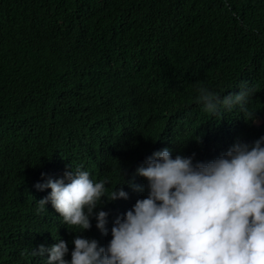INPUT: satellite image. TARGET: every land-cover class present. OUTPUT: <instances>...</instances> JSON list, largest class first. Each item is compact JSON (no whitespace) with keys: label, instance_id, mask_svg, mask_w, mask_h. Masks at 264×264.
<instances>
[{"label":"trees","instance_id":"trees-1","mask_svg":"<svg viewBox=\"0 0 264 264\" xmlns=\"http://www.w3.org/2000/svg\"><path fill=\"white\" fill-rule=\"evenodd\" d=\"M243 82L257 89L261 125L238 111L209 117L197 103L200 85L226 95ZM259 130L264 0H0V264L25 235L45 247L56 235L71 258L77 233L50 203L36 212L50 189L35 183L80 166L128 181L133 160L154 151L206 162ZM113 222L79 235L106 246Z\"/></svg>","mask_w":264,"mask_h":264},{"label":"clouds","instance_id":"clouds-1","mask_svg":"<svg viewBox=\"0 0 264 264\" xmlns=\"http://www.w3.org/2000/svg\"><path fill=\"white\" fill-rule=\"evenodd\" d=\"M238 89L221 95L200 85L196 100L209 117L238 111L253 121L257 89L247 82ZM235 142L206 162L180 154L173 158L167 147L154 151L141 164L133 160L128 181L120 171L113 183L108 177L93 179L83 166H69L62 177L35 183L38 191L50 189L36 201V212L47 213L50 203L61 222L77 233L71 258H65L67 242L56 235L58 242L49 247L25 235L6 264H264V136L260 130L241 132ZM119 198L116 211L99 207ZM5 215L4 205L0 237L9 232ZM111 222L106 246L79 235L92 224L107 234Z\"/></svg>","mask_w":264,"mask_h":264},{"label":"rangeland","instance_id":"rangeland-1","mask_svg":"<svg viewBox=\"0 0 264 264\" xmlns=\"http://www.w3.org/2000/svg\"><path fill=\"white\" fill-rule=\"evenodd\" d=\"M256 123H258V124H259V121H256Z\"/></svg>","mask_w":264,"mask_h":264}]
</instances>
